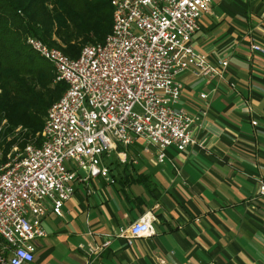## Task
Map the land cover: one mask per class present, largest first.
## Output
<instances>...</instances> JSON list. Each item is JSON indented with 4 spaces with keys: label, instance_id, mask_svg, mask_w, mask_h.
Instances as JSON below:
<instances>
[{
    "label": "crops",
    "instance_id": "crops-1",
    "mask_svg": "<svg viewBox=\"0 0 264 264\" xmlns=\"http://www.w3.org/2000/svg\"><path fill=\"white\" fill-rule=\"evenodd\" d=\"M192 43L228 61L221 76L176 75L197 143L161 160L143 138L124 160L112 152L108 178L76 180L62 214L43 216L32 264H264V53L251 49L264 48V0H211ZM148 210L151 233L128 242L121 233Z\"/></svg>",
    "mask_w": 264,
    "mask_h": 264
},
{
    "label": "built area",
    "instance_id": "built-area-1",
    "mask_svg": "<svg viewBox=\"0 0 264 264\" xmlns=\"http://www.w3.org/2000/svg\"><path fill=\"white\" fill-rule=\"evenodd\" d=\"M210 2L112 0L110 31L74 57L26 37L66 88L47 107L40 142L14 146L0 161V264H32L34 238L45 233L43 216L49 209L62 214L76 180L108 178L112 152L124 160L126 147L143 138L161 160L168 146L183 150L197 143L191 134L196 116L175 105L182 92L176 75L190 68L207 78L221 76L227 65V58L211 59L192 43ZM251 49L264 53L259 44L251 43ZM258 188L264 193L263 181ZM154 217L144 212L121 234L128 242L150 234Z\"/></svg>",
    "mask_w": 264,
    "mask_h": 264
},
{
    "label": "trees",
    "instance_id": "trees-1",
    "mask_svg": "<svg viewBox=\"0 0 264 264\" xmlns=\"http://www.w3.org/2000/svg\"><path fill=\"white\" fill-rule=\"evenodd\" d=\"M111 23L112 0H0V161L14 145L40 142L47 107L66 88L26 37L74 57L85 43L103 39Z\"/></svg>",
    "mask_w": 264,
    "mask_h": 264
},
{
    "label": "rangeland",
    "instance_id": "rangeland-1",
    "mask_svg": "<svg viewBox=\"0 0 264 264\" xmlns=\"http://www.w3.org/2000/svg\"><path fill=\"white\" fill-rule=\"evenodd\" d=\"M14 146H16V145H14ZM13 147H12V150H13ZM153 148H155V146H153ZM117 167H119V165L115 164L114 168H117Z\"/></svg>",
    "mask_w": 264,
    "mask_h": 264
}]
</instances>
